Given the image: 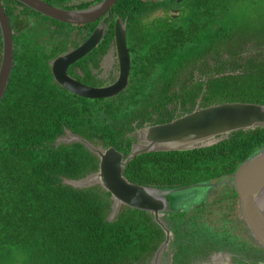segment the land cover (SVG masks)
Here are the masks:
<instances>
[{"label":"trees","instance_id":"trees-1","mask_svg":"<svg viewBox=\"0 0 264 264\" xmlns=\"http://www.w3.org/2000/svg\"><path fill=\"white\" fill-rule=\"evenodd\" d=\"M182 1L178 19L160 20L159 49L149 55V62L160 63L163 101L264 105V16L243 14V0ZM185 76L193 86L184 88ZM6 98L0 109V264H139L151 255L160 230L149 214L127 208L107 221L108 193L63 183L95 171L96 160L79 144L52 145L68 128L126 155L127 112L144 99L102 103L88 114L93 110L66 99L29 62L13 72ZM263 146L264 129L239 130L208 147L141 154L123 175L157 188L219 182Z\"/></svg>","mask_w":264,"mask_h":264},{"label":"flooded vegetation","instance_id":"flooded-vegetation-1","mask_svg":"<svg viewBox=\"0 0 264 264\" xmlns=\"http://www.w3.org/2000/svg\"><path fill=\"white\" fill-rule=\"evenodd\" d=\"M41 1L73 13H92L108 0ZM182 2L115 0L80 23H66L48 17L20 0H0L1 12L8 22L13 44L12 70L0 100V109L7 99L13 72L19 64L26 62L43 71L49 83L64 93L66 99L86 104L87 108L93 110L88 114H95V109L98 110L102 103L135 97H139L141 102L144 99L142 104L137 103L127 112L129 126L126 127L129 130L124 140L129 141L130 148L138 142V131L188 114L197 104L202 108L200 98L192 107L188 103L182 105L181 101L176 104L174 97L165 103V96L160 93V63L149 62V55L159 49L155 46V39L160 33V20L170 23V20L178 19L181 6L184 5ZM62 56L69 59L62 72L69 81L94 90L111 88L119 80H125L126 86L118 93L104 98L75 94L61 87L54 78L53 64ZM2 57L3 33L0 26V65ZM125 66L127 79H124ZM61 69L58 67L56 72ZM196 75L194 72V80ZM182 85L184 88L191 87L193 80L187 76L182 80ZM90 141L101 142L95 138ZM229 180L230 177L214 182L228 186L225 191L229 190L226 195L230 201L226 208L231 216L237 212L236 220L228 219L229 213L214 220L210 218L213 201L209 208L206 203V206L199 207L196 204L186 211L161 216L162 224L160 228L157 226L160 230V243L157 247H163L158 264H264V248L245 226L239 213L237 196L235 193L233 196ZM154 252L139 264H151Z\"/></svg>","mask_w":264,"mask_h":264},{"label":"water","instance_id":"water-1","mask_svg":"<svg viewBox=\"0 0 264 264\" xmlns=\"http://www.w3.org/2000/svg\"><path fill=\"white\" fill-rule=\"evenodd\" d=\"M36 11L66 23H80L89 15L103 10L115 0L94 9V12L73 13L49 6L41 0H20ZM0 26L3 33V57L0 65V100L6 88L12 70L13 44L8 22L0 8ZM126 56V55H125ZM68 57L62 56L53 64V75L61 87L83 97H108L118 93L126 86L125 80H119L111 88L90 89L69 81L62 75L68 64ZM59 63V64H56ZM128 59L126 60V66ZM125 66L124 79H127ZM58 67L62 69L58 72ZM264 129V105L248 102H224L196 108L170 122L147 127L137 132V143L129 153H123L109 146L104 148L101 142L90 141L69 129H64L52 145H81L95 160L97 168L79 179H64L63 183L73 188L85 189L98 187L109 194L110 207L107 221L113 222L123 209H136L146 212L160 228L161 216L186 211L195 203H179L186 195L201 193L217 185L214 182L196 183L179 188H157L130 182L123 170L136 156L151 152L187 151L214 145L226 138L231 132ZM229 186L238 199L239 213L252 237L264 248V146L245 159L229 176ZM200 191V192H199ZM202 202V201H201ZM166 240L168 236L166 235ZM160 245L152 254V263L158 264L162 250Z\"/></svg>","mask_w":264,"mask_h":264},{"label":"rangeland","instance_id":"rangeland-1","mask_svg":"<svg viewBox=\"0 0 264 264\" xmlns=\"http://www.w3.org/2000/svg\"><path fill=\"white\" fill-rule=\"evenodd\" d=\"M239 7L241 9V12L248 17L255 16L257 18H262L264 16V0H243ZM248 47L250 48L251 46L249 45ZM251 49L252 51L254 50V48L252 47ZM227 187L228 186L217 183V185L211 187L207 191L205 189L201 191V193H196L194 195L191 194L190 196L186 195V197L188 198L179 203V206L183 207L184 203H197L199 204L197 207H199L203 206L206 203L207 207L209 208L211 206V202L213 201L212 207L210 208L212 209V215L210 216V218L214 220L216 218H219L220 216L227 215L229 212H227L228 208L226 207L228 205L227 203L230 201L228 195H226V192H229V190L225 191V188ZM234 213L237 214V212ZM235 214L231 216V214L229 213L227 218L236 220L237 217Z\"/></svg>","mask_w":264,"mask_h":264},{"label":"bare ground","instance_id":"bare-ground-1","mask_svg":"<svg viewBox=\"0 0 264 264\" xmlns=\"http://www.w3.org/2000/svg\"><path fill=\"white\" fill-rule=\"evenodd\" d=\"M159 260H160V257H159Z\"/></svg>","mask_w":264,"mask_h":264}]
</instances>
